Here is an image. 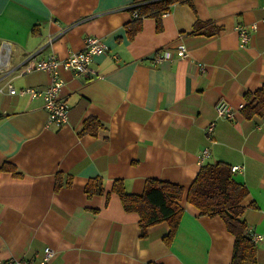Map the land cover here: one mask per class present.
I'll return each instance as SVG.
<instances>
[{"label": "crops", "instance_id": "crops-1", "mask_svg": "<svg viewBox=\"0 0 264 264\" xmlns=\"http://www.w3.org/2000/svg\"><path fill=\"white\" fill-rule=\"evenodd\" d=\"M137 5L0 0V51L10 43L9 66L63 59L83 49L87 36L109 46L94 57L97 75L60 68L61 97L70 104L61 126H47L42 96L8 91L10 83L46 89L48 71L0 73V258L38 260L51 246L52 264H231L236 237L221 215H203L184 197L169 244L168 221L143 235L140 214L126 211L113 190L122 180L142 194L150 178L187 190L204 163L223 160L241 166L233 172L247 188L238 219L250 237L263 236L256 264H264V115L243 112L247 93L264 87V0H185L159 19L138 15ZM239 25L251 31L244 45ZM221 99L233 118L218 115ZM93 117L102 125L83 132ZM11 163L20 174L2 169ZM97 176L103 191L89 196L86 184Z\"/></svg>", "mask_w": 264, "mask_h": 264}, {"label": "trees", "instance_id": "trees-1", "mask_svg": "<svg viewBox=\"0 0 264 264\" xmlns=\"http://www.w3.org/2000/svg\"><path fill=\"white\" fill-rule=\"evenodd\" d=\"M136 2L138 5L135 10L138 11V15H154L159 19L161 13L168 12L172 4L185 0H136ZM194 31L198 32L200 29ZM247 96L249 104L243 109L245 116L250 118L255 114L264 115V87L259 88L254 94L247 93ZM101 125L97 118H89L82 131L88 132ZM2 169L11 170L15 174L21 173L12 163L3 165ZM233 174L229 163L218 160L204 163L187 190L182 184L153 178L147 181L142 194L129 192L122 180H115L113 190L120 195L126 211L140 214L143 235L150 226L168 221L170 231L165 240L169 244L177 233L184 213V206L180 203L184 197L187 202L198 207L203 215H221L236 237L231 264H256L257 244L245 232L246 222L238 219L239 213L245 208L241 202L247 195V188L236 180ZM85 189L89 196L102 192L103 178L101 176L91 178Z\"/></svg>", "mask_w": 264, "mask_h": 264}, {"label": "built area", "instance_id": "built-area-1", "mask_svg": "<svg viewBox=\"0 0 264 264\" xmlns=\"http://www.w3.org/2000/svg\"><path fill=\"white\" fill-rule=\"evenodd\" d=\"M251 27L255 28L257 26L256 24H253ZM237 29L239 31L241 45H244L250 38V28L246 25H239ZM3 46L5 47L6 51H0V73L7 75L9 72L19 67L23 73L29 70L45 69L51 74V83L46 89H37L34 87H22L17 89L13 84H8V91L11 94H30L32 98L39 96L44 98L45 108L48 113L47 126H61L68 120L70 104L61 97V89L64 81L61 77L60 68L75 69L78 73L85 74L87 76L97 75V70L91 66L94 57L96 55L105 53L109 49L108 44L102 37L87 36L83 49L80 51H71L69 55L63 59H60L55 55H51L49 58L39 59L36 62H30L27 58L16 66H9L8 58L11 54L10 43L5 42ZM178 54L183 57L186 56L187 48L183 45L180 46ZM162 57L163 56H159V58ZM2 91L3 87L0 86V92ZM243 105L244 104H241V107H243ZM215 109L217 110L219 116L233 118L235 115V110L232 109L229 103L224 99L219 100L215 104ZM215 126L216 121H210L208 123L206 127L207 138H213ZM209 154V148L205 147L202 152V158H207ZM239 167L241 166L233 165L231 170L235 172ZM251 238L255 243H257L263 239V236L261 234H251ZM53 255L54 249L51 246H46L44 248L43 255L38 260L18 257H10L7 259L0 258V264H52L51 258Z\"/></svg>", "mask_w": 264, "mask_h": 264}]
</instances>
